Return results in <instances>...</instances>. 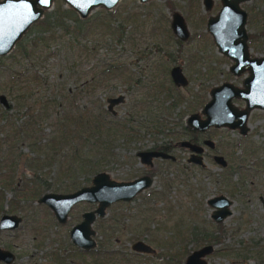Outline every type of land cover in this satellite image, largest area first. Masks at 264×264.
Here are the masks:
<instances>
[{"label":"rangeland","instance_id":"1","mask_svg":"<svg viewBox=\"0 0 264 264\" xmlns=\"http://www.w3.org/2000/svg\"><path fill=\"white\" fill-rule=\"evenodd\" d=\"M169 1L170 5L167 4ZM263 3L264 0L262 3L261 0L243 2L242 7L251 12L246 23L248 32L255 30L252 10L263 11ZM57 5L69 8L63 0H53L43 13L52 12ZM219 6V0H213L209 10L204 9L200 0H117L110 10L97 6L86 16L97 17L102 15L100 11H107L116 17L111 19V26L122 25V35L118 39L119 27L111 31L90 23L93 36L89 35L86 41L92 46L90 56L82 53L74 56L64 46L54 47L53 42L48 50L40 52L36 62L23 57L15 47L1 55L0 115L4 112L6 116V120L0 117L1 211L22 215L29 225L32 223L37 228L34 239L31 230L25 232L26 225L18 232L15 244L19 251L24 254L30 253V249L38 253L51 252L54 249L50 248L54 247L62 254V243H67L70 225L79 221L81 212L93 208L94 204L79 202L72 207L65 224L54 226L57 223L51 211L36 203V199L45 193L70 192L67 190L74 178L72 181L60 179L59 164L54 161L38 162L43 160V150H46L42 146L50 144L48 139L55 134L56 119L62 113L60 107L69 114L85 108L106 122H118L116 138L112 139V148H108L111 155L97 172H106L115 181H128L152 173L151 185L134 200L109 205L104 217L96 218L92 223L95 240L109 244L108 249L103 247L101 250L111 251L110 259L99 263L183 264L192 250L209 244L212 252L203 257L206 264H264L256 253L261 252L259 257L264 260V209L259 199L264 202V184L261 182L264 175L253 178L254 171L243 166L248 171L243 172L241 182L239 174H230L228 181L222 180L225 170L209 157L203 158L202 167L197 166L186 162V149L171 146V142L179 139L186 116L191 111H199L208 99L212 85L224 80L234 84L240 82L239 76L228 71L232 60L217 51L205 29L207 15L214 14ZM172 11L184 17L189 31L184 40L176 41L169 29ZM128 14L134 21L127 22ZM258 25V28L264 27V17ZM37 34V27L33 26L23 34L24 44ZM249 44L253 54H264V39L256 38ZM103 61L118 62L120 72L97 74ZM172 64L180 65L187 78L186 85L175 87L171 82L168 68ZM33 70L37 71L39 79L32 75ZM167 89L177 93V103L172 107L169 105L172 98L166 96ZM118 93H122L124 99L112 106L114 113H111L105 108V100ZM119 123L126 124L127 128L117 130ZM247 125L248 133L244 139L226 127L211 130L216 143L214 153L223 154L231 167L235 166L231 154L237 157L236 166L243 161L244 165H252L255 161L249 163L248 160L252 159V154L259 155L264 145V110H252ZM31 137L39 139L33 147L29 145ZM59 142L60 138L51 144L58 147ZM157 143L171 146L174 160L153 159L150 167L141 164L137 150ZM37 155L40 160L35 176L36 170L27 162ZM12 159L16 163H11ZM83 178L79 176L75 182L77 180L79 185ZM89 185L90 179L82 186ZM26 191H33L34 197L30 193L24 194ZM218 194L228 197L231 205L230 215L216 223L210 218L212 207L206 200ZM48 227L57 229L50 232ZM191 230L194 233L190 234ZM42 233H46L43 243L40 242L42 238H38ZM137 239L152 247L154 254H134L129 244ZM37 243L42 246H35ZM81 259L84 264L90 258L87 255L83 258L67 256L57 264H70ZM34 260L28 258L25 264Z\"/></svg>","mask_w":264,"mask_h":264},{"label":"water","instance_id":"2","mask_svg":"<svg viewBox=\"0 0 264 264\" xmlns=\"http://www.w3.org/2000/svg\"><path fill=\"white\" fill-rule=\"evenodd\" d=\"M53 0H0V56L9 53L17 41H19L28 28L42 17L43 11L51 5ZM78 17L84 18L94 7L100 6L110 9L117 0H63ZM144 2L147 0H138ZM210 0H204L206 8ZM242 0H220L219 10L207 19V28L210 30L218 50L233 60L230 69L238 72L244 65L250 68V75L244 80L247 90H234L230 83L223 82L210 90L211 100L206 102L202 112L207 119H199L197 114H191L187 118L189 125L202 129L208 123L215 125L227 124L229 126L242 124L241 121H233V117L245 114L242 110L235 109L229 103L232 94L243 95L258 101V105H264V57L248 58L246 53V35L243 29L245 11L239 7ZM170 26L175 34L183 38L187 32L182 16L173 12ZM171 80L176 85H185L186 78L181 74L179 67L172 66L169 70ZM124 96L118 93L106 98L105 108L114 113L112 106L122 102ZM248 100V99H247ZM180 145L187 146L192 154H199L201 147L189 141H180ZM137 156L141 163L151 165L153 157L167 158L169 156L156 152V150H139ZM189 161L199 163L196 156L190 155ZM90 186H84L69 194H42L37 202L46 205L58 222H64L69 208L78 202H95L96 209L82 214L81 221L73 226L69 236L73 244L89 249L93 246L91 235L93 232L89 225L94 216H103L104 210L110 204L117 201H127L135 194L147 188L150 184L148 176H140L130 181H115L106 172L99 171L92 175ZM213 208L211 218L214 222H220L229 211V202L222 196H217L208 201ZM15 216H3L0 219V227L3 222H8V227L17 225ZM132 249L149 253L151 248L140 241L132 245ZM212 252V246L205 244L192 250L184 259L183 264H206L203 257Z\"/></svg>","mask_w":264,"mask_h":264},{"label":"flooded vegetation","instance_id":"3","mask_svg":"<svg viewBox=\"0 0 264 264\" xmlns=\"http://www.w3.org/2000/svg\"><path fill=\"white\" fill-rule=\"evenodd\" d=\"M148 1V0H147ZM201 1V3H202V5H203V7H204V9L205 10H209L210 8H211V6H212V4H213V0H210L209 1V7L208 8H206V6H205V2H204V0H200ZM244 1H247V0H242V1H240L239 3H238V5H239V7L240 8H242L244 11H245V21H244V24H243V29H244V31H245V35H246V39H245V43H246V53H247V56H248V58H257V57H264V54L263 55H256V54H253L252 52H251V46H249L250 44L249 43H251L254 39H256V38H261V39H264V27H259L258 28V23H261V21H262V18L264 17V10L263 11H260V12H258L257 11V9H253L252 10V16H253V23H254V26H255V30L254 31H252V32H248V30H247V28H246V23H247V17L248 16H250V10L248 9V10H246V9H244L243 7H242V4H243V2ZM145 2V1H144ZM170 2V1H169ZM219 3H220V5H221V2H220V0H219ZM261 3H262V0H261ZM116 4V3H115ZM114 4V5H115ZM168 4V3H167ZM170 4H171V2H170ZM113 5V6H114ZM262 5H264V3L262 4ZM261 5V6H262ZM112 6V7H113ZM111 7V8H112ZM70 8V7H69ZM103 8V7H102ZM110 8V9H111ZM219 8H220V6H219ZM219 8H218V10H219ZM103 9H105V8H103ZM110 9H105V10H110ZM170 9H172V6H171V8ZM75 12V11H74ZM173 12H177V11H172L171 12V15H170V20H169V29L171 30V32H172V34L174 35V37H175V40L176 41H179V40H184V39H186L188 36H189V31H188V29H187V26H186V24H185V21H184V17L179 13V12H177V13H179L181 16H182V18H183V21H184V25H185V29H186V32H187V34H186V36L185 37H183V38H181V37H179L177 34H175L174 33V31L172 30V28H171V26H170V22H171V16H172V13ZM217 12V11H216ZM215 12V13H216ZM76 13V12H75ZM128 13V12H127ZM214 13V14H215ZM214 14H208L207 15V17H206V20H205V29L207 30V32L210 34V36H211V38H212V40H213V37H212V34H211V32H210V30L207 28V19H208V17L210 16V15H214ZM43 15V14H42ZM78 16V15H77ZM135 17V16H134ZM80 18V17H79ZM127 22H128V20H132V21H134V19H133V16L131 15V14H128V17H127ZM213 42H214V40H213ZM214 45H215V47H216V49H217V51L219 52V53H221V54H223L221 51H219L218 50V46L215 44V42H214ZM155 46H156V48H157V43H155ZM223 55H225V54H223ZM226 56V55H225ZM228 57V56H227ZM229 58V57H228ZM230 59V58H229ZM232 60V59H231ZM212 62V61H211ZM213 62H214V60H213ZM233 64V60H232V62L229 64V66H228V71L230 72V73H232L234 76H239L240 77V82H239V84H234V83H232V82H230V81H227V80H224V81H222V82H219V83H217V84H215V85H212L210 88H209V90H208V99L205 101V102H203L202 103V105H201V107H200V109H199V111H191L187 116H186V122H185V124L183 125V129H182V131H181V134H180V136H179V139H177V140H175L174 141V143H172L171 142V146H173V145H175L176 147H179V148H183V149H186L187 150V152H188V156H187V158H186V162L187 163H192V164H194V165H197V166H203L204 165V163H203V158H205V157H209L216 165H218L221 169H224L225 171H224V174H222V177H221V179L222 180H226V181H228V177H229V175L230 174H232V175H234V174H239V182H241L240 180H241V176L243 175V172H247L248 170V168L250 167L251 168V170L252 171H254V173H253V175H251V176H253V178L254 177H258V176H263L264 175V145H263V147H261V149H260V152H259V155H256V156H254L253 154L251 155V157L250 158H252V159H249L248 160V162L249 163H252L253 161H255V163L254 164H245L244 165V161L243 162H239V163H237V164H239L238 166H236V160H237V157L236 156H233L232 154H231V156L234 158V160H235V166H232L231 167V165H230V162H227L228 160L226 159V157L223 155V154H217V153H214L215 152V147H216V143H215V141L212 139V136H211V130L212 129H216V128H222V127H226V128H228V129H232L233 131H236L237 133H238V137H240L241 139H244L246 136H247V133H248V125H247V122H248V117H249V115H250V113L252 112V110H259V111H263L264 110V105H258V101H256V100H253V99H251V98H246V97H244L243 95L241 96V95H237V94H232L230 97H229V103L235 108V109H237V110H242V111H244V113L245 114H243V115H238V116H234L233 117V121H241V119H242V124H241V126L239 127V125L237 124V125H235V126H229V125H227V124H220V125H215L214 123H208V124H206L202 129H199V128H196V127H194V125H189L188 123H187V118H188V116H190L191 114H197L198 115V118L199 119H207L206 118V114L205 113H203L202 112V108H203V106H204V104L206 103V102H208L209 100H211V94H210V90L212 89V88H214V87H216V86H219L221 83H223V82H226V83H230L231 85V87L234 89V90H247V85H245V82H244V80L250 75V68H249V66L246 64V65H244L243 66V68L241 69V70H239L238 72H233L231 69H230V67H231V65ZM172 66H177V67H179V69H180V72H181V74L186 78V76L184 75V73H183V71H182V68L180 67V65H178V64H172L169 68H168V75H169V70H170V68L172 67ZM169 77H170V75H169ZM170 80H171V77H170ZM186 81H187V78H186ZM171 82H172V80H171ZM173 83V82H172ZM174 84V83H173ZM186 84H187V82H186ZM185 84V85H186ZM174 86L176 87V86H184V85H176V84H174ZM171 89V88H170ZM172 90V89H171ZM173 91V90H172ZM166 93H167V97H169V98H172L171 99V101H170V103H169V105L172 107V106H174V105H176V103H177V101L176 100H178V97H176L175 95L177 94L176 92H172V93H170L169 92V89H167L166 90ZM174 93V94H173ZM248 99V100H247ZM201 102V101H200ZM237 102H240V105H238L237 104ZM121 103V102H120ZM118 104V103H117ZM168 105V106H169ZM158 131V130H157ZM180 141H189L190 143H194V144H196V145H198V146H200L201 147V150H200V152H199V154H192L191 152H190V149L187 147V146H184V145H180L179 144V142ZM235 145V144H234ZM171 146H169V145H167V144H164V143H160V144H154L153 146H151V147H149V148H144V149H139V150H156V152H159V153H162V154H165V155H167V156H169V157H167V158H162V157H153L152 159H151V165H152V160L153 159H160V160H168V161H170V162H172L173 160H174V156L171 154ZM224 147V146H223ZM139 150H137V152H139ZM137 152H136V156H137ZM190 155H194V156H196L195 158H197V159H199V163H195V162H193V161H189V159L190 158H192V157H190ZM138 157V156H137ZM138 160H139V157H138ZM139 162H140V160H139ZM141 163V162H140ZM243 163V164H242ZM141 164H143V163H141ZM143 165H145V164H143ZM151 165H145V166H148V167H150ZM243 166H245V167H248V168H245V167H243ZM148 176L149 178H150V184H149V186L151 185V182H152V173H144V174H142L141 176ZM140 177V176H139ZM137 178V177H136ZM91 179V178H90ZM134 179V178H133ZM242 179L243 180H245V177L243 176L242 177ZM128 181H130V180H128ZM263 184H264V180L263 181H261ZM91 184V183H90ZM90 186V185H89ZM148 186V187H149ZM72 187V189H70ZM71 187H69L68 189L69 190H67V191H70V192H67V193H55V194H69V193H72V192H74V191H76L77 189H79V188H81V187H83L82 185H73V186H71ZM146 189V188H145ZM145 189H143V190H145ZM73 190V191H72ZM143 190L141 191V192H143ZM141 192H139V193H141ZM25 193H30V195H32V197H34V192L33 191H26V192H24V194ZM49 193H52V192H49ZM139 193H137V194H135L131 199H129V200H127V201H117V202H124V203H128V202H131L132 200H134V198L139 194ZM1 196V195H0ZM217 196H222V197H224L225 199H227V201L229 202V205L227 206V210L229 211V215H230V210H229V207H230V205H231V200L228 198V197H226L225 195H222V194H218ZM217 196H212V197H210V198H208L207 200H206V203H207V205H209L210 206V204L208 203V201L209 200H211L212 198H214V197H217ZM40 197V196H39ZM38 197V198H39ZM38 198L36 199V203L37 204H42V203H38L37 202V200H38ZM260 199V201H261V203H262V206H263V209H264V202H263V200L261 199V198H259ZM26 200V199H25ZM20 201H22L21 199H20ZM79 203V202H78ZM87 203H91V204H94V205H92L93 206V208H91L90 210H86V211H83V212H81V214H80V218H79V221L78 222H76V223H74V224H72V225H70V227H69V229H68V232H67V235H66V237H67V243H65V242H63L62 243V248H61V251H62V254H61V252H60V249H58V251H57V249H55L54 247L53 248H50V245H48V247L50 248V249H54L53 251H51V252H49L48 250H47V248H45L44 250L46 251L47 250V252H41V253H38L37 251H34V249H30V253H27L26 252V254H24L22 251H19L20 249H19V247H17V245L15 244L16 243V241H17V237H18V232L20 231V230H22L23 229V226L24 225H26V227H25V232H28V231H32V238L34 239V236L35 237H37L36 235H37V228H34L33 227V224L32 223H30V225H29V221H26L25 219H24V217L22 216V215H18V214H15V213H3V211H1V206H0V219L3 217V216H15L16 218H18L19 220H18V222H17V225L15 226V227H13V228H9L8 227V222L7 221H5V222H3V227H0V241H2L1 243H0V264H25L26 262H27V259L29 258V259H33V258H35V260L34 261H32L31 262V264H46V263H48V264H51V261H53V263L54 264H57V261H63V260H65L66 258H67V256H74V257H82L83 258V256H85V255H87V256H89V260L85 263L84 262V264H98L99 263V261L100 260H103V259H106V258H108V260L110 259V257H111V251H103V250H101L103 247H107V249H108V247H109V244H103V242H97L96 240H95V238H94V236H95V231L92 229V223L94 222V220L96 219V218H101V217H104V215H105V210H104V213H103V216H101V217H98V216H94V219L92 220V222L90 223V225H89V229L93 232V234L91 235V239L93 240V246L91 247V248H89V249H83L82 247H79V246H77V245H75V244H73L72 243V241H71V239H70V236H69V233H70V230H71V228L73 227V226H75L76 224H78L80 221H81V219H82V214L83 213H85V212H91V211H93L94 209H96V207H97V203H95V202H87ZM115 203V202H114ZM77 204V203H76ZM113 204V203H112ZM42 205H44V204H42ZM75 204H73L70 208H69V210H68V212H67V214H66V218H65V221L64 222H58L57 220H56V218L54 217V215H53V213H52V211L46 206V205H44L45 207H47L50 211H51V214H52V217L54 218V220L56 221V223L57 224H54V226H56V225H58V224H65L66 222H67V220L69 219V217H70V215H69V213H70V211H71V209H72V207L74 206ZM111 205V204H110ZM108 207V206H107ZM106 207V208H107ZM211 207V206H210ZM105 208V209H106ZM212 213H213V208H212V212H211V214H210V218H211V215H212ZM48 215H50V213L48 212ZM51 216V215H50ZM228 216V215H227ZM226 216V217H227ZM212 219V218H211ZM213 220V219H212ZM221 221H223V220H221ZM220 221V222H221ZM216 223H219V222H216ZM217 226H219V225H217ZM47 228V227H46ZM55 229H57V227H54L53 228V230H55ZM48 230H50V232L51 231H53V230H51L49 227H48ZM46 234V233H45ZM44 233H42L41 235H40V237H38V238H42V240L40 241L41 243H43L44 242V239L46 238V235H45ZM62 240L63 241H65V238L62 236ZM137 241H140V242H142L143 244H145V245H148V244H146L143 240H134L133 242H131L130 244H129V249L134 253V254H136V255H144V254H148V255H152V254H154V249L152 248V247H150L149 245V247L151 248V252H149V253H145V252H140V251H136V250H134V249H132V245L135 243V242H137ZM41 243H37V244H34L35 246H42L41 245ZM27 246V245H26ZM21 248V247H20ZM106 249V250H107ZM40 251V250H39ZM68 252V253H67ZM70 253V254H69ZM72 253V254H71ZM108 254H110V255H108ZM44 259H46V261L44 260ZM107 260V261H108ZM83 261H84V259H81L79 262H69L70 264H82L83 263ZM104 262V261H103ZM102 262H100L99 264H101ZM61 264H62V262H61Z\"/></svg>","mask_w":264,"mask_h":264},{"label":"trees","instance_id":"4","mask_svg":"<svg viewBox=\"0 0 264 264\" xmlns=\"http://www.w3.org/2000/svg\"><path fill=\"white\" fill-rule=\"evenodd\" d=\"M167 3L170 5L169 2ZM100 12L102 15L97 17H94L93 15L90 17L78 18L71 8H62L61 5H57L54 7L52 12H44L42 17L34 22L25 32H29L30 29L35 26L37 27L38 34L33 36L28 44H26L27 42L24 44L23 36L14 45L15 50L26 59H29L30 61L34 59L36 62L38 61L40 52L48 50L49 44L53 42L55 44L54 47L60 48L64 46L70 51L69 53L74 56H79L80 53L85 54V56H90L92 46L86 43L88 39L87 37H89V35L91 37L93 36V31L91 30L92 26L90 23L95 26L100 25L111 31L119 27L118 39L122 35L121 23L117 26L110 25V22H112L111 19L114 20L116 17L111 16L110 12L107 11ZM67 20L69 22H67ZM81 40H83V44L81 43ZM0 59H2V56H0ZM118 64V62L114 61H103L99 64L100 67L97 74H104L108 71H111L112 73H115L116 71L120 72L121 66ZM32 73L36 80L40 78L36 70H33ZM147 107L148 106L145 107V111L148 112L149 108ZM60 110L62 113L60 114V117L56 119L57 124L54 132L55 134L48 139L50 144L42 146L46 149L43 150V160L38 162L40 160V155H37L35 158H30V161L28 159L27 165L34 167L36 170L34 175L36 176L38 163H43L47 160V163L54 161V163L59 164L58 172L61 177L60 179L72 181L74 178L72 182L70 181V184L73 186L78 183L77 180L75 182V179L81 176L84 178L82 180L83 182L79 185H85L90 179V174L96 173L97 170L105 163L104 160L111 155L108 148H112V139L116 138V125L118 122H106L102 117H99L98 114L96 116L94 111L91 112L85 108L77 109L76 112L71 114H69L67 110L62 107H60ZM1 113H3L0 115L2 120H6L4 112ZM123 127L127 128V125L120 124V127L117 128V130L122 129ZM58 138H60V142L58 147H56L54 143L51 144V142L56 141ZM31 139L32 141H29V145L32 147L36 143H39L38 138L31 137ZM14 156L18 160V157L16 155ZM11 163L16 162L12 159ZM192 231L193 230L189 233L191 234ZM191 237L193 238L195 236ZM256 253L259 258L258 260L264 262L263 258L259 257L261 252Z\"/></svg>","mask_w":264,"mask_h":264}]
</instances>
